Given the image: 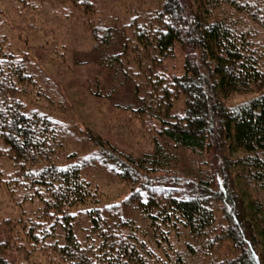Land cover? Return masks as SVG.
I'll return each mask as SVG.
<instances>
[{
    "label": "trees",
    "instance_id": "obj_1",
    "mask_svg": "<svg viewBox=\"0 0 264 264\" xmlns=\"http://www.w3.org/2000/svg\"><path fill=\"white\" fill-rule=\"evenodd\" d=\"M148 17L118 44L114 23L93 26L108 64H120L126 75L133 63L138 74L143 66L147 71L136 82L146 91L141 96L135 89L139 103L131 110L155 117L153 149L137 157L107 154L121 179L138 183L144 174L160 173L161 183L147 177L128 200L149 222L153 243L170 248L168 264H186L193 248L186 241L185 251L177 250L172 234L206 237L204 243L206 235L215 234V240L227 239L234 247L223 264H264V0H161ZM7 43L0 30V161L3 156L12 161L0 184L19 204L36 199L38 207L34 217L0 223L7 233L2 250L26 245L32 252L41 246L50 264H157L150 245L137 241L139 218L100 207L96 185L83 176L82 161L65 147L52 117L24 110L21 95L33 76ZM241 94L248 97L227 103ZM178 97L180 113L173 111ZM94 143L104 150L100 138ZM187 151L210 152L212 165L205 173L192 164L182 194L164 180L177 179ZM212 199L224 205L223 225H215ZM79 206H87L96 243L83 245L73 232ZM51 237L56 239L48 243ZM0 264H10L3 254Z\"/></svg>",
    "mask_w": 264,
    "mask_h": 264
},
{
    "label": "rangeland",
    "instance_id": "obj_2",
    "mask_svg": "<svg viewBox=\"0 0 264 264\" xmlns=\"http://www.w3.org/2000/svg\"><path fill=\"white\" fill-rule=\"evenodd\" d=\"M160 2L161 0H0V30L6 35L8 49H13L16 57L23 58L24 67L33 76L32 84H26V91L21 95L24 110H37L52 117L65 147L74 151L82 161L83 176L96 185L100 207L114 206L121 216L139 218L136 232L138 243L144 241L150 245V248L148 245L147 247L157 264H168L170 248L159 240L153 243L149 222L137 216L134 203L128 200L129 195L140 188V183L147 177H150L152 184L161 183L158 182V177L162 174H144L143 177L140 176L139 185L130 183L121 179L112 162L114 160L107 154L111 151L116 156L126 153L137 157L153 149L157 127L155 117L147 112L131 110L132 106L139 103L135 89L141 96L146 91L136 82L143 80L147 71L143 66L138 74L139 69L135 67L137 64L133 63V72L126 75L120 64L113 63L111 66L105 52L97 48L98 41L93 38V26L102 23L106 27L114 23V40L117 44L121 43L123 37H132L134 27L147 22L148 16ZM114 51H118V47ZM127 55L131 57L130 52ZM162 65L163 63L159 67ZM169 70L173 71L174 68ZM247 97L246 94L233 95L226 101L234 104ZM181 109L182 100L178 97L174 101L173 111L180 113ZM96 137L104 142L106 152L94 143ZM187 155L178 166L182 174L171 182L168 178L164 180V186L182 194L188 191L183 177H186L185 173H189L188 169L192 164L201 167L205 173L210 171L212 165L210 152L200 156L187 151ZM219 167L222 168L220 165ZM11 169L12 161L3 156L0 174L4 176ZM210 202L216 218L215 225H223L222 201L212 199ZM37 207L36 199L19 204L12 198L5 184H0V223L8 219L11 225L18 218L34 217ZM86 207H77L72 220L73 232L83 245L97 242L84 210ZM1 227L0 224V231L3 232H0V240L4 234L7 235ZM61 232L56 227L54 233L60 242ZM214 235H206L208 243H204L206 237L187 239V236L177 238L173 234L170 240L177 250L184 251L186 241H191L193 248L187 253L186 264H223L234 253V247L227 239L215 240ZM56 238L45 240L49 243ZM2 245L3 243L0 245V254L10 264H50V256L46 255V248L41 246L28 252L26 245H20L15 250L14 246L2 250Z\"/></svg>",
    "mask_w": 264,
    "mask_h": 264
}]
</instances>
